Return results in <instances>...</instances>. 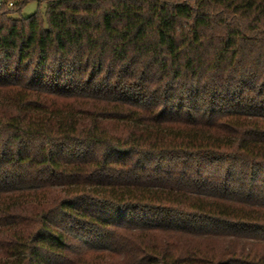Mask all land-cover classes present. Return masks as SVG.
Wrapping results in <instances>:
<instances>
[{
  "label": "trees",
  "instance_id": "obj_1",
  "mask_svg": "<svg viewBox=\"0 0 264 264\" xmlns=\"http://www.w3.org/2000/svg\"><path fill=\"white\" fill-rule=\"evenodd\" d=\"M0 5V264H264V0Z\"/></svg>",
  "mask_w": 264,
  "mask_h": 264
},
{
  "label": "rangeland",
  "instance_id": "obj_2",
  "mask_svg": "<svg viewBox=\"0 0 264 264\" xmlns=\"http://www.w3.org/2000/svg\"><path fill=\"white\" fill-rule=\"evenodd\" d=\"M39 11L41 15L45 18L46 14V3L44 1L38 2L37 0H31L28 3H26L22 8L20 12L13 11L12 16H27L29 14H32L35 11Z\"/></svg>",
  "mask_w": 264,
  "mask_h": 264
},
{
  "label": "built area",
  "instance_id": "obj_3",
  "mask_svg": "<svg viewBox=\"0 0 264 264\" xmlns=\"http://www.w3.org/2000/svg\"><path fill=\"white\" fill-rule=\"evenodd\" d=\"M4 3V0H0V5H2ZM6 5H7V7L8 8H15L14 7V2L13 1H8L7 3H6Z\"/></svg>",
  "mask_w": 264,
  "mask_h": 264
}]
</instances>
